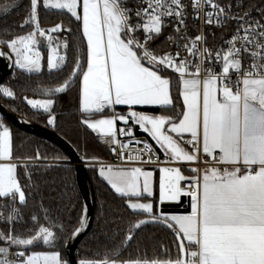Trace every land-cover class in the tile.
I'll use <instances>...</instances> for the list:
<instances>
[{"label":"snow or ice","instance_id":"6c2138e0","mask_svg":"<svg viewBox=\"0 0 264 264\" xmlns=\"http://www.w3.org/2000/svg\"><path fill=\"white\" fill-rule=\"evenodd\" d=\"M29 2L30 14L24 24H35L41 37L45 36L38 22L41 4L45 8L66 10L82 20L87 42V70L82 77L81 97V110L85 113L102 112L114 105H125L129 109L133 106H169L173 103L171 81L161 73L171 69L179 75L184 110L178 121L130 110L127 116L95 122L85 120L89 128L111 137L112 144H118L117 121L127 124L131 119L169 154L170 162L194 164L201 159V154L214 161L213 166L204 169L202 176L199 168H192L197 175L191 178L183 176L179 168H161V201L190 196L191 213L141 219L131 226L125 237L127 241L132 240L134 230L144 224L164 223L179 240L175 258H104L81 260L80 264H264V23H252L244 16L232 15L230 10L234 5L231 4L222 6L217 0H191L197 13L204 11L207 24H212L214 19L218 26H223L227 19L239 22V27L227 41V48L214 55L207 47L201 51L200 44L206 43L201 34L182 45L187 57H181L179 51L157 55L149 42L162 34L167 26L166 17L174 18L175 31H180L187 7L183 0H142L143 7L135 12V23L132 9L126 6L125 0H82V4L79 0ZM16 6L4 8L0 15ZM78 7H82V16ZM62 30V26L57 25L48 31ZM140 32L143 33L142 40L137 37ZM47 39L51 45L52 36L48 35ZM37 43L36 32H29L11 39L6 46L16 54L15 63L19 68L39 72L41 55L36 50ZM63 46L67 48V43ZM245 56L251 58L247 68L243 63ZM188 57L193 59L190 61ZM209 60L220 65L219 71L207 66ZM63 61L64 57L53 47L48 57L49 69L60 67ZM75 71H79L78 65ZM202 73L206 74L203 79ZM233 74L237 77L235 80ZM67 87L65 82L52 91L64 92ZM0 93L7 97L14 95L8 88H0ZM28 103L33 108L48 111L53 101L28 100ZM54 122V117L48 121L49 124ZM119 134L131 136L126 129H119ZM185 135L189 137L187 141H184ZM184 143L191 146L190 151L182 146ZM11 156V133L0 122V161H9ZM137 159L143 162L142 157L137 156ZM16 168L13 163H0V198H10L12 202L18 200L23 205L27 198L17 179ZM99 174L122 196L152 195V172L139 167L130 171L101 167ZM185 179L192 181L186 188L181 186ZM128 207L133 211L153 212L151 203L130 202ZM18 218L16 208L6 214L0 213V221L10 225ZM81 230L77 228L73 235H79ZM55 239V233L44 226H39L28 237L16 234L13 227L7 232L0 229V245H4L0 246V264H66L59 253L26 255L24 250L14 251L19 246L26 249L40 241L50 244ZM12 256L15 258H10Z\"/></svg>","mask_w":264,"mask_h":264},{"label":"trees","instance_id":"16d2710c","mask_svg":"<svg viewBox=\"0 0 264 264\" xmlns=\"http://www.w3.org/2000/svg\"><path fill=\"white\" fill-rule=\"evenodd\" d=\"M14 10L0 15V45L11 51L6 43L31 31L28 24H24L30 10L29 0H0V11L4 8ZM78 13L81 14L80 8ZM39 22L44 29L58 23L62 31L52 36L67 43L62 55L65 65L58 69L47 67L48 51L42 50L43 60L39 72H27L13 68L1 88L10 89L12 97L0 95L3 102L11 111L24 119L50 128L48 120L51 115L55 118L53 130L67 140L78 153H86L92 158L109 159V154L96 140V135L85 126V115L80 108L81 78L87 67V44L82 32L81 20L76 19L64 10L45 8L41 4L38 9ZM23 24V27L21 25ZM79 66V71H75ZM75 72V75L73 73ZM65 82L68 87L64 92L52 91ZM171 95L173 107L158 109L154 112H165L171 109L181 110L177 82L172 81ZM52 100L53 104L48 113H41L28 104V100ZM12 156L15 159L59 160L68 162L67 155L56 145L28 134L11 126ZM96 194V209L92 227L81 240L77 249V258L81 260H101L104 258L130 259H166L178 255L176 233L161 222H150L142 225L133 232V239L125 240L131 226L141 219L151 216L163 217L153 212L151 214L132 211L127 204V198L117 194L98 175L97 170H89ZM17 179L26 193V203L21 205L18 200L12 202L10 198L4 202L5 214L12 208L19 210V218L14 224L2 222L0 229L4 232L13 227L15 233L21 237H28L39 226L49 227L56 235L50 244L42 241L28 246L16 247L26 254L36 251L56 252L60 254L62 262L65 257V244L77 229L82 214L83 200L76 183L75 171L72 165L59 164L45 167L26 165L18 167ZM157 200V194L153 198ZM36 217V220H33Z\"/></svg>","mask_w":264,"mask_h":264},{"label":"built area","instance_id":"2783aa9c","mask_svg":"<svg viewBox=\"0 0 264 264\" xmlns=\"http://www.w3.org/2000/svg\"><path fill=\"white\" fill-rule=\"evenodd\" d=\"M218 3H220L222 6L227 5H234L231 8V14L232 15H239L244 16L246 20L251 21L252 23H255L256 21H260L261 23H264V0H217ZM126 6L132 9V19L133 22H136V16L135 12L139 7H143L142 0H125ZM183 3L187 5L185 9V20L184 24L180 25V31H175L177 27V23L174 18L166 17L165 18V24L167 25L164 30L162 31V34L156 37L154 40L149 42V46L152 51H154L157 55H163L164 53H175L177 51L180 52L181 57H187V53L184 51L182 45L184 43H187L189 38H194L197 35L203 34L206 38V43L200 44V49L203 51L204 47H207L210 52L215 54L217 51H221L223 49L227 48V41L232 37V35L235 33L236 29L239 27V22L232 19H227L224 21L223 26H218L215 22V19L212 24L205 23L204 19V11H200L197 13V11L192 7L191 0H183ZM208 9H205V11ZM30 10L27 15V19L29 18ZM247 14V15H245ZM223 19V18H222ZM38 22H39V15H38ZM28 25L31 27L30 32H36V40L38 39L39 32L36 30L35 24L28 23ZM39 28L40 30H43V28L40 25L39 22ZM137 37L139 39H143V33H137ZM169 37H172V39H169ZM36 50L40 52L41 55V66H42V50L39 48L38 43L35 46ZM12 52V51H11ZM14 63L13 68L21 71H26L24 69L19 68L15 61L17 59L16 54L12 52ZM59 56H63L62 54H59ZM188 59L191 61L193 58L188 57ZM198 59V57H197ZM208 67H215L217 71H219L220 65L218 63H215L212 60H209L206 62ZM244 67L247 68L248 65L251 63V58L245 56L244 57ZM65 65V58L63 63L58 68H62ZM56 68V69H58ZM162 74H165L171 78H174L176 80H179V75L172 71L171 69H167L162 72ZM205 73L201 74V78L205 76ZM237 77L235 74H233L232 79L235 80ZM1 88V86H0ZM1 97L4 98L5 96L0 93ZM29 104V103H28ZM30 105V104H29ZM31 106V105H30ZM34 110L41 112V113H48V111H44L42 108H33ZM54 117L51 115L49 119ZM49 121V120H48ZM0 122L3 123L4 126L8 127L9 130L11 128V125L7 122V120L1 115L0 113ZM55 125V122L53 124H49L50 128L53 129ZM124 129L126 131L131 132V136L126 135L124 137H120L117 135L116 139L119 141L118 144H112L111 143V137L106 136H96V140L100 143V145L107 151L109 154V159H101V158H92L86 153H79V156L81 158V161L83 165L88 170H97L101 167H143V168H149L153 170H160L164 167L169 168H179L182 170L191 171L192 168H199L201 170V176L203 174V171L205 168L213 166L214 161L211 160L210 157H204L203 154H201V159L192 164V163H180V162H170L169 161V155L157 149L148 139L144 140L143 134L144 131L139 127V125L135 124L133 120H129L127 124L124 125ZM189 137L187 135L184 136V141H187ZM130 141H140V143H129ZM147 145V147H146ZM182 146L186 148V150H191V146L187 143H184ZM151 149L149 152L148 149ZM123 153V155H122ZM137 156L142 157L143 162L140 159H137ZM129 157H132L130 160ZM205 160L208 161V163H205ZM0 163H13L17 165L16 168V176H17V169L19 166L22 165H37V166H45L50 167L54 165L64 164L68 162H63L59 160H49V159H32V160H19L11 157L9 161H0ZM218 167H226L224 165H216ZM192 174L187 176V178H191L193 176H196L197 173L191 171ZM190 183H192L191 180L185 179L184 181H181L182 187H187ZM0 213H5V207L4 202L0 200ZM3 221H0V225ZM4 246V245H0ZM14 251H20L14 249ZM27 255V254H26ZM10 258H15L14 256Z\"/></svg>","mask_w":264,"mask_h":264},{"label":"water","instance_id":"95a60500","mask_svg":"<svg viewBox=\"0 0 264 264\" xmlns=\"http://www.w3.org/2000/svg\"><path fill=\"white\" fill-rule=\"evenodd\" d=\"M60 25V23L45 27V36H39L38 46L41 50H48L50 44L47 39L48 35H55L59 32H49L51 28ZM0 86H2L6 78L13 71L14 58L11 51L0 45ZM0 113L7 120V122L19 130L28 134L34 135L44 139L57 147H59L68 157L69 165H72L75 171L76 183L83 200V214L77 228L82 229L79 235H73L65 244V257L68 264H80L77 258V249L81 240L89 233L95 216L96 209V194L93 182L91 180L89 170L83 165L79 153L76 149L62 136L51 128L41 126L39 124L30 122L18 114L11 111L3 102L0 101ZM152 115L150 113H144ZM147 140V138H144ZM160 213L162 215H176V214H190L191 213V197L181 196L175 202L162 203L160 206ZM83 221V223H81ZM75 232V231H74Z\"/></svg>","mask_w":264,"mask_h":264},{"label":"crops","instance_id":"0c3cea01","mask_svg":"<svg viewBox=\"0 0 264 264\" xmlns=\"http://www.w3.org/2000/svg\"><path fill=\"white\" fill-rule=\"evenodd\" d=\"M79 3L82 4V0H79ZM79 8L81 10V14L80 15L82 16V7H78V9ZM78 9H77V11H78ZM56 10H60V9H56ZM64 11H66V10H64ZM81 23H82V20H81ZM82 32H83V26H82ZM84 39L86 41V38L85 37H84ZM86 44H87V42H86ZM51 46H52V41H51V45L49 46V48H48L47 51L50 50ZM59 54H62V52L58 53V55ZM46 64H47V67H48V58H47V63ZM86 70H87V67H86L85 71ZM161 75L169 78L170 81H171V84H172V81L177 82V85H178V95H179L180 104H181V110H180V113L178 114V117H176L178 110H175V109L174 110L171 109L170 111H165V112H154V110H158V109H168L169 110L171 107H173V103L171 105L165 106V107H161V106H133L132 109H129V107L128 106H125V105H114L112 107L105 108L102 112L85 113V112H83L81 110L82 113L85 115V117L83 118V123L85 124V126L87 128H89L87 126V124L84 122L85 120H88L89 122H95L98 119L111 118L113 116H119V115L127 116L128 115V112L130 110H135V111H137L139 113H150L153 116H166V117H171L172 120L178 121V119L181 118V113L184 110L183 98H182V95H181L182 86H181V84H180V82L178 80H176L174 78H171V77H169V76H167L165 74H162V73H161ZM82 77H83V75H82ZM82 87H83V80L81 78V97H82ZM80 108H81V101H80ZM129 120H131V119H129ZM124 125H125V123L123 121H119L118 120L117 123H116V128L118 130L117 131V135L120 136V137L126 136V135H120L119 134V129H124ZM166 127H168V126H166ZM89 129L96 136H104L101 133H99L98 131H94L91 128H89ZM173 135H175V134H173ZM143 136L146 137L157 149H159L161 151H164L163 149L160 148V146L157 144V142L151 136H149L146 132H144ZM104 168L107 169L108 167H104ZM111 168L114 171H121V170H123V171H130L134 167H123V168L111 167ZM139 168H141L144 171H149V172H152L153 173V176H152V179H151L152 195L151 196H148L146 193H142V195L140 197L124 196L125 198H127V204L129 205L130 202L151 203L152 206H153V212H156V213L162 215L160 213V206H161V204L162 203H167V202H175L173 200H164V201H161V199H160V177H161L162 173L160 172V170H153V169L143 168V167H139ZM99 170L100 169H97V173H98L99 177L111 187V185L102 176H100ZM180 170H181L182 175L185 176V177H187V176H189V175L192 174L191 171L182 170V169H180ZM142 180H143V178H141V190H142ZM112 190L114 192H116L113 188H112ZM156 194H157V200L154 201L153 198H154V196ZM135 212H141V211H135ZM141 213H144V212H141ZM181 215H188V214L162 215V216L163 217H165V216L166 217H171V216H181ZM38 252H41V251H38ZM41 253H56V252H41Z\"/></svg>","mask_w":264,"mask_h":264},{"label":"rangeland","instance_id":"374dc122","mask_svg":"<svg viewBox=\"0 0 264 264\" xmlns=\"http://www.w3.org/2000/svg\"><path fill=\"white\" fill-rule=\"evenodd\" d=\"M64 44L62 43V41H61V39L60 38H52V46H51V48H50V50L48 51V56H47V58L49 57V55L51 54V49L53 48V47H56L57 48V52L58 53H60V52H62L63 51V49H64V46H63ZM10 133H11V130H10ZM11 137H12V133H11ZM20 160H32V159H20ZM51 160V159H50ZM24 166H26V165H22V166H20V167H24ZM1 200H4V199H6V198H0ZM38 252V251H37ZM28 254H30V253H28Z\"/></svg>","mask_w":264,"mask_h":264}]
</instances>
